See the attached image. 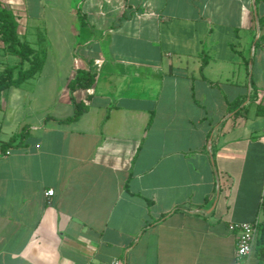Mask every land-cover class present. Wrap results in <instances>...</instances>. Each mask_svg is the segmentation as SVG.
Masks as SVG:
<instances>
[{"label": "crops", "instance_id": "crops-1", "mask_svg": "<svg viewBox=\"0 0 264 264\" xmlns=\"http://www.w3.org/2000/svg\"><path fill=\"white\" fill-rule=\"evenodd\" d=\"M0 8L44 59L0 95V264H236L229 225L264 223V0Z\"/></svg>", "mask_w": 264, "mask_h": 264}, {"label": "trees", "instance_id": "trees-1", "mask_svg": "<svg viewBox=\"0 0 264 264\" xmlns=\"http://www.w3.org/2000/svg\"><path fill=\"white\" fill-rule=\"evenodd\" d=\"M17 22L15 17L5 9L0 8V46H3L7 52L19 57L22 61H28L30 67L26 70L20 69L17 76L14 77V70L6 68L0 71V95L10 88L18 87L26 80L33 78L43 67V57L30 48L29 45L19 42L16 34ZM96 74L91 69L77 71L75 79L69 83L71 93L78 89H89L95 82ZM75 113L73 116L63 120L64 122H71L77 120L85 111L86 107L74 103ZM21 143L27 138L26 128L21 133ZM11 142L0 144V156L5 149L9 147ZM263 248L261 249V256L264 257V235L261 239Z\"/></svg>", "mask_w": 264, "mask_h": 264}, {"label": "built area", "instance_id": "built-area-1", "mask_svg": "<svg viewBox=\"0 0 264 264\" xmlns=\"http://www.w3.org/2000/svg\"><path fill=\"white\" fill-rule=\"evenodd\" d=\"M9 153L6 152V154ZM262 228H264V223L259 219L252 222H236L229 225L231 231L238 233L235 251L236 264H249V258L255 251ZM111 264H120V262L119 260H114Z\"/></svg>", "mask_w": 264, "mask_h": 264}]
</instances>
